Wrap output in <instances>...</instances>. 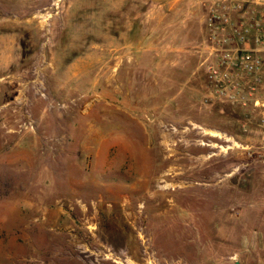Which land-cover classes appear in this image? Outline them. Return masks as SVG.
Segmentation results:
<instances>
[{"label": "rangeland", "instance_id": "1", "mask_svg": "<svg viewBox=\"0 0 264 264\" xmlns=\"http://www.w3.org/2000/svg\"><path fill=\"white\" fill-rule=\"evenodd\" d=\"M211 0H0V264H264V127L207 100Z\"/></svg>", "mask_w": 264, "mask_h": 264}, {"label": "built area", "instance_id": "2", "mask_svg": "<svg viewBox=\"0 0 264 264\" xmlns=\"http://www.w3.org/2000/svg\"><path fill=\"white\" fill-rule=\"evenodd\" d=\"M207 100L258 111L264 127V0L204 3Z\"/></svg>", "mask_w": 264, "mask_h": 264}]
</instances>
